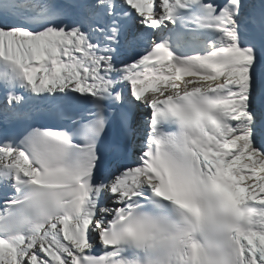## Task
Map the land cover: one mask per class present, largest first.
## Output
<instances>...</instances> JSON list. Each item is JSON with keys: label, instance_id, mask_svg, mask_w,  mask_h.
Returning a JSON list of instances; mask_svg holds the SVG:
<instances>
[{"label": "snow or ice", "instance_id": "obj_1", "mask_svg": "<svg viewBox=\"0 0 264 264\" xmlns=\"http://www.w3.org/2000/svg\"><path fill=\"white\" fill-rule=\"evenodd\" d=\"M0 264H264V0H0Z\"/></svg>", "mask_w": 264, "mask_h": 264}]
</instances>
